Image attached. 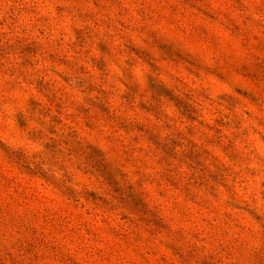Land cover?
<instances>
[{
	"label": "rangeland",
	"instance_id": "1",
	"mask_svg": "<svg viewBox=\"0 0 264 264\" xmlns=\"http://www.w3.org/2000/svg\"><path fill=\"white\" fill-rule=\"evenodd\" d=\"M0 264H264V0H0Z\"/></svg>",
	"mask_w": 264,
	"mask_h": 264
}]
</instances>
